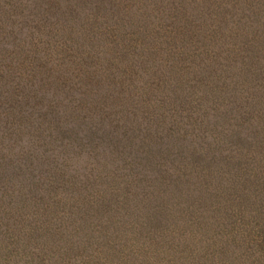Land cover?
Instances as JSON below:
<instances>
[{"label":"rangeland","instance_id":"obj_1","mask_svg":"<svg viewBox=\"0 0 264 264\" xmlns=\"http://www.w3.org/2000/svg\"><path fill=\"white\" fill-rule=\"evenodd\" d=\"M104 42L105 52L119 51L115 91L92 85L93 53ZM168 53L177 68H161ZM26 138L36 147L24 165ZM10 163L31 181L62 166L66 181L55 180L50 211L31 201L32 188L22 198ZM258 172L264 0H0V264H178L174 244L151 245L159 240L147 231L159 219L153 177L182 174L178 189L190 199L203 189L242 190L246 174ZM101 180L92 199L86 187ZM137 181L156 191L144 208ZM213 220L207 239L225 238ZM257 232L262 246L243 264L264 259V229Z\"/></svg>","mask_w":264,"mask_h":264},{"label":"trees","instance_id":"obj_2","mask_svg":"<svg viewBox=\"0 0 264 264\" xmlns=\"http://www.w3.org/2000/svg\"><path fill=\"white\" fill-rule=\"evenodd\" d=\"M127 34L128 33H125L121 37L123 42L125 43V46L122 49V53L126 52V48L128 49V43L125 41V39H127ZM106 49L107 44L104 42V46L101 47V50L105 52ZM103 52L97 50L93 53V64L97 68L95 69V75L92 79L94 82L92 83V85L95 86L96 84H98L99 87L104 86L107 89H114L115 91L117 87L115 81L111 78V66L113 64V61L111 60L119 55V51H110L105 53ZM164 57L165 58L160 65L161 68H165L168 70L177 68L175 66V63H177L178 58L175 59L174 55H171L169 53L168 55H164ZM89 61L92 63L90 59ZM119 61L123 63V65H126V61H123L120 57ZM140 62L142 61L140 60ZM100 72L106 73L105 76L98 74ZM155 83L157 85L156 81L153 82V84ZM165 83L166 82H164L163 84ZM143 85L144 84H141L140 86ZM114 96L116 97V95ZM212 141L218 142L216 138H214ZM231 141L233 142V140ZM30 142L31 140H27L25 143V146L28 147V150L25 152L27 153L25 155V157L27 158L25 159L24 165L27 163H32L31 154H29V152L34 151L36 146L31 150L29 147L31 146ZM34 142L37 143V141L35 140ZM219 149L222 150V148ZM195 154L198 155L196 151ZM51 161L53 162V160ZM52 162H50L49 164H52ZM9 165L10 167L7 170L9 172L8 178L11 179L12 175L18 176L17 182L21 184L23 188L25 187L19 192L22 198L32 188L31 201H33V203L36 204L37 207H39L42 213L44 211H50L53 207V205L50 206L51 193L54 190H57V188H55V180H59V177H63L65 179V172L62 166L59 165V167L56 166L52 168L48 167L45 169L41 177L31 181L30 179L28 180L27 178H25V173L23 172L22 168L12 169L11 163ZM31 171L29 172L30 176ZM221 172L223 171L221 170V167H219L217 173ZM196 177H198L199 179L198 174ZM155 178L160 181L158 186V193L155 197V208L157 213L155 217H159V219H157L155 222L151 221L152 228L151 230L147 228V231L149 233L157 234L159 240L154 241V239H151V245L156 246V249H161L159 245L166 247H169L173 244L175 245L174 249L171 252L174 254L180 252L179 257L181 258V262L178 264H191L193 259L196 257L202 260V262H199L198 264H209V262L205 263L206 259L208 258L215 259L212 262L213 264H231L235 262H241V264H243L244 258L247 255L251 256V254L255 253L256 248L262 246V241L258 239L259 236L257 231L259 228L264 229V220L260 225V221L258 222L257 225H259V227L255 231L253 217L260 215L261 219L264 218V173L258 172L246 174L244 180L242 181L243 191L237 189L236 192L229 193L224 190V194H222L221 192H219L218 194H211L209 190L203 189L197 194L196 197L194 196L190 199L184 193L183 186L178 189L180 185H185L184 183L187 184V179H185L182 174L175 173L168 176H154L153 179ZM102 182L103 180L97 183L93 182L91 186H87V195H92V189L94 188V190L96 191L97 187L101 186L100 184ZM56 184H58V182ZM137 184H140V186L141 184H144L145 186L146 191L145 193L141 194L143 200L142 208L147 207L148 201L153 198V194L156 191L149 195V186L147 185V183H141V181H137ZM140 186L139 189L141 192ZM106 192L107 191H103V193L105 194ZM159 193L162 194L159 195ZM90 197L93 199L92 196ZM71 199H73V197ZM123 207L128 210L127 206ZM228 207L231 208V211L228 212L226 210V212L231 214L232 216H229L225 214V212H223V210ZM35 210H37V208H33V213H36ZM225 216H229L228 219H230V221H228L227 223L224 222ZM47 217L48 216H46V218ZM213 217L215 218V220L220 219L218 225V234L226 236L225 238L218 241L207 239L209 226L206 219H211ZM215 220L211 222L212 227H214L213 223L215 222ZM145 222L147 224V217L145 218ZM30 228L32 230H34L33 228L39 229V227L36 226ZM29 234L34 235L33 231ZM159 235H161L162 237ZM171 240L177 241V244L169 243V241ZM83 241H86V244L91 245L89 244L88 239H83ZM78 242L80 249H84L86 247V245L82 246V240L78 239ZM72 244L73 242H70L67 248L72 246ZM62 246L66 247V245ZM177 247H181L182 249L176 250L175 248ZM50 248L52 247L50 246ZM51 250L52 249H49L48 252H51ZM64 250L65 249H60L58 251L63 252ZM76 250L79 251L78 248ZM65 253L70 254L68 249H66ZM100 257L102 258V254H100ZM65 262L68 263V260H66ZM80 264H87V260H84L83 263L81 262ZM174 264H177V262H175ZM261 264H264V259L262 260Z\"/></svg>","mask_w":264,"mask_h":264}]
</instances>
